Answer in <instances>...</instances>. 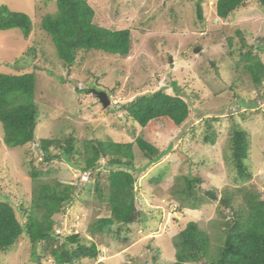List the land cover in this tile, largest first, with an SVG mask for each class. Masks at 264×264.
<instances>
[{
  "label": "rangeland",
  "instance_id": "374dc122",
  "mask_svg": "<svg viewBox=\"0 0 264 264\" xmlns=\"http://www.w3.org/2000/svg\"><path fill=\"white\" fill-rule=\"evenodd\" d=\"M216 1L86 0L94 9L95 24L130 30V51L125 57L79 52L68 69L40 26L45 15L55 12V0H0V5L28 14L33 23L28 37L19 29L0 30V72H34V101L39 110L34 143L7 147L0 123V199L9 200L23 222L21 208L31 204L32 188L39 181L79 184L66 212L53 215L59 236L79 232L86 244L94 242L99 249L97 258L79 259L76 264H170L175 261L176 236L190 221L204 232L207 251L213 256L233 209L245 207L239 189L264 199V97H256L264 91V78L260 86L254 85L242 59L252 46L264 64V8L256 0H247L222 19L216 16ZM199 6L202 19L197 14ZM175 83L190 107L188 118L179 126L162 120L141 127L122 108L149 92L174 94ZM93 89L106 92L111 102L103 107ZM232 123L247 132L244 163L249 179L240 178L230 158ZM209 131L214 133L213 142L204 140ZM139 134L167 150L157 163L148 165L133 145L134 164L141 169L136 174L137 204L145 217L117 235L91 236L89 223L109 214L92 187L98 179L106 190L108 168L101 167L80 184L76 168L66 161H43L39 139L62 140L71 135L81 150L83 140L127 143ZM32 171L39 172L35 179ZM185 177L200 180L194 191L203 201L196 208L188 207L193 199L182 208L179 204ZM211 188H216L217 200L203 195ZM224 192L232 196L230 208L219 202ZM41 247L36 246L37 258L23 233L10 249L0 251V264H56L49 254L40 253Z\"/></svg>",
  "mask_w": 264,
  "mask_h": 264
},
{
  "label": "trees",
  "instance_id": "16d2710c",
  "mask_svg": "<svg viewBox=\"0 0 264 264\" xmlns=\"http://www.w3.org/2000/svg\"><path fill=\"white\" fill-rule=\"evenodd\" d=\"M86 0H55L56 10L45 15L41 20V28L49 35L58 59L68 69L75 65L79 52L100 51L109 55L125 57L129 54L131 37L129 29H110L93 22L94 9ZM264 8V0H256ZM247 0H217L215 13L218 18L225 19L232 12L244 6ZM201 7L197 14L202 19ZM19 29L24 37H28L33 29L30 16L24 12L10 10L0 5V30ZM242 45L245 41L241 40ZM252 47V46H251ZM249 48L242 54L254 85L260 86L264 78V64L256 52ZM175 83L174 94L162 90L142 94L122 108L141 127L153 121H166L179 126L190 113V107L181 88ZM36 75L34 72L10 74L0 72V123L3 130V142L7 147L24 146L34 143L35 126L39 110L34 101ZM264 97V91L257 94ZM240 102V100H239ZM244 102H242L243 104ZM250 103V102H249ZM254 103V102H253ZM245 104V103H244ZM230 138V158L241 179H249L251 173L245 168L244 160L248 155L249 139L247 132L238 124H233ZM213 132H208L204 140L213 142ZM147 158L148 165L158 162L167 152L160 150L142 135L133 142H114L108 140H83L82 149L75 145L71 135L64 139L40 138L38 148L42 152L43 161L60 159L66 161L80 171H90L91 176L99 173L98 168H108L107 186L103 190L100 181L93 182L96 197L106 206L108 216L97 217L88 225V232L96 234H118L122 228L141 221L145 217L142 208L137 204L136 174L141 169L134 164L133 145ZM50 148L59 150L52 153ZM104 159V164L100 162ZM161 172L158 175L161 176ZM35 179L39 174L31 172ZM199 179L185 177V187L181 189L183 196L180 206L193 199L188 207L196 208L203 201L195 191L194 185ZM85 184V183H83ZM79 185V184H78ZM77 184L38 182L32 188L31 204L21 208V218L14 206L7 199H0V251H7L25 234L36 254V246L41 244V254H49L56 264H76L82 258H95L97 246L91 242L86 244L80 234L59 236L54 214L65 213L71 204ZM82 187V186H81ZM196 189V188H195ZM216 188L206 189L203 195L213 200L218 199ZM175 190H172L174 192ZM245 207L233 209V217L225 222L222 244L216 254L209 255L208 239L199 230L196 223L190 221L177 234L175 261L170 264H189L204 261V264H264V199H259L254 191H243ZM177 192V191H176ZM197 192V191H196ZM232 196L224 192L219 202L230 208Z\"/></svg>",
  "mask_w": 264,
  "mask_h": 264
},
{
  "label": "clouds",
  "instance_id": "9594fccd",
  "mask_svg": "<svg viewBox=\"0 0 264 264\" xmlns=\"http://www.w3.org/2000/svg\"><path fill=\"white\" fill-rule=\"evenodd\" d=\"M184 96V95H183ZM110 102H111V100H110ZM189 104V103H188ZM244 112V111H243ZM182 124V123H181ZM180 124V125H181ZM157 163V162H156ZM153 164H155V163H153ZM101 168V167H100ZM100 168H98V169H100ZM77 170V169H76ZM77 174H78V178H77V181H79V183L80 184H82V183H84V181H86V180H88L89 178H91V172L90 171H80V170H77ZM83 176H85L86 177V179H82V177ZM82 182V183H81ZM182 191H183V189H182ZM181 192V191H180ZM182 193V192H181ZM169 202H173V200H171V201H169ZM73 203V200H72V202H71V204ZM70 204V205H71ZM167 205H169V204H167ZM93 221V220H92ZM90 224V223H89ZM59 230H57L56 232H58ZM74 234H79V232H73ZM72 234V233H71ZM97 235V234H96ZM82 235H80V237H81ZM91 236H94V235H92L91 234ZM82 238V237H81ZM94 243V242H93ZM95 244V243H94ZM96 245V244H95ZM97 249H98V247H97ZM98 254H99V249H98ZM98 254H97V256H98ZM97 256L95 257V258H97ZM82 259H84V260H86V261H88L89 259H93V258H82Z\"/></svg>",
  "mask_w": 264,
  "mask_h": 264
},
{
  "label": "water",
  "instance_id": "95a60500",
  "mask_svg": "<svg viewBox=\"0 0 264 264\" xmlns=\"http://www.w3.org/2000/svg\"><path fill=\"white\" fill-rule=\"evenodd\" d=\"M93 93L96 95L99 102L102 104L103 107H106L110 103V99L108 97V94L104 91L100 90H92Z\"/></svg>",
  "mask_w": 264,
  "mask_h": 264
},
{
  "label": "built area",
  "instance_id": "2783aa9c",
  "mask_svg": "<svg viewBox=\"0 0 264 264\" xmlns=\"http://www.w3.org/2000/svg\"><path fill=\"white\" fill-rule=\"evenodd\" d=\"M82 179H86V177H85V176H83V177H82Z\"/></svg>",
  "mask_w": 264,
  "mask_h": 264
},
{
  "label": "crops",
  "instance_id": "0c3cea01",
  "mask_svg": "<svg viewBox=\"0 0 264 264\" xmlns=\"http://www.w3.org/2000/svg\"><path fill=\"white\" fill-rule=\"evenodd\" d=\"M104 258H106V255L104 256ZM107 261H110L109 259Z\"/></svg>",
  "mask_w": 264,
  "mask_h": 264
}]
</instances>
